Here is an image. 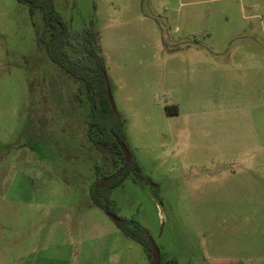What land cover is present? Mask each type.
<instances>
[{
    "label": "rangeland",
    "instance_id": "obj_1",
    "mask_svg": "<svg viewBox=\"0 0 264 264\" xmlns=\"http://www.w3.org/2000/svg\"><path fill=\"white\" fill-rule=\"evenodd\" d=\"M51 1L100 34L137 167L114 212L164 263L264 264V0ZM44 34L40 9L0 0V264H151L92 203L122 159L95 147L86 88Z\"/></svg>",
    "mask_w": 264,
    "mask_h": 264
},
{
    "label": "trees",
    "instance_id": "obj_2",
    "mask_svg": "<svg viewBox=\"0 0 264 264\" xmlns=\"http://www.w3.org/2000/svg\"><path fill=\"white\" fill-rule=\"evenodd\" d=\"M27 4L31 10L40 9L48 36L40 39L50 61L63 69L76 81L84 83L91 108L89 125L97 132L93 143L103 153L119 154L122 165L117 172L96 181L91 189L92 203L117 218L116 225L122 233L143 244L151 263V239L146 229L137 223L122 219L110 207L111 190L120 185L136 166L130 160L125 163L118 142L123 143L119 114L114 112L107 98L105 67L101 55L100 34L93 28L72 32L55 12L51 0H17ZM159 264H176L173 262Z\"/></svg>",
    "mask_w": 264,
    "mask_h": 264
},
{
    "label": "water",
    "instance_id": "obj_3",
    "mask_svg": "<svg viewBox=\"0 0 264 264\" xmlns=\"http://www.w3.org/2000/svg\"><path fill=\"white\" fill-rule=\"evenodd\" d=\"M104 80H105V85H106V90H107L108 101L111 105L112 110L114 112H116V107H115V104H114L113 99L111 97V92H110V88H109V84H108L106 76H104ZM118 145H119V148L124 155L125 163H127L130 159L129 152L122 142H118ZM112 218L114 219V221H117V218H115V217H112ZM159 263H160L159 249L156 246V244L151 240V264H159Z\"/></svg>",
    "mask_w": 264,
    "mask_h": 264
},
{
    "label": "flooded vegetation",
    "instance_id": "obj_4",
    "mask_svg": "<svg viewBox=\"0 0 264 264\" xmlns=\"http://www.w3.org/2000/svg\"><path fill=\"white\" fill-rule=\"evenodd\" d=\"M74 80V79H73ZM74 81H76V80H74ZM77 82H79V83H82V84H84L83 82H81V81H77ZM87 95V94H86ZM78 97V100H79V95L77 96ZM88 98V97H87ZM80 101V100H79ZM90 111H91V108H90ZM90 117H91V115H90Z\"/></svg>",
    "mask_w": 264,
    "mask_h": 264
},
{
    "label": "crops",
    "instance_id": "obj_5",
    "mask_svg": "<svg viewBox=\"0 0 264 264\" xmlns=\"http://www.w3.org/2000/svg\"><path fill=\"white\" fill-rule=\"evenodd\" d=\"M177 113H178V110H177L176 114H177ZM247 264H250V260L247 261Z\"/></svg>",
    "mask_w": 264,
    "mask_h": 264
}]
</instances>
